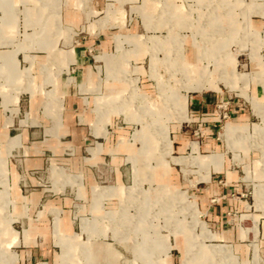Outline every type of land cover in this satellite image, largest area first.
Returning a JSON list of instances; mask_svg holds the SVG:
<instances>
[{
	"label": "crops",
	"instance_id": "0c3cea01",
	"mask_svg": "<svg viewBox=\"0 0 264 264\" xmlns=\"http://www.w3.org/2000/svg\"><path fill=\"white\" fill-rule=\"evenodd\" d=\"M59 2V22L50 14L51 10L44 12L46 23L53 29L51 39L45 45H36L37 49L47 52L30 54L26 47L20 46L15 57L17 76L9 80L4 78L6 63L0 58V143L3 148L10 137L16 138L17 145L6 159V168L14 223H20L21 228L18 231L14 223L11 225L17 233L8 221L0 220V264H124L125 260L130 261L127 264H135L133 253L132 259L127 258L112 233L116 228L115 219L123 218L131 221L130 229L137 226L140 231L119 234L126 241L134 242L137 238L146 243L147 252L138 253L141 264H235V259L237 264H264V202L255 200L257 184L251 192L245 182L250 176L264 178V153L257 148L261 143L251 136L256 128L262 127L259 129L264 131V46L254 44L248 51L239 47L237 53H231L229 44L222 43L210 52L213 63L221 60L226 51L236 54V71L237 65L242 66L241 61H245L246 73L242 74L250 76L245 95L240 82H236L235 88L219 83L212 90H208L212 85L205 82L206 87H211L188 93L187 120L170 126L173 152L177 156L200 155L209 163V179L203 180V171L196 167L202 174L195 171L199 180L190 190L197 202L200 220L203 218L211 233L206 235L210 240L201 248L189 233L170 235L166 224L158 227L159 223L154 220L158 216L154 217L156 212L150 211L153 207L148 200L127 206L131 202L124 201L117 188L128 187L117 159L119 155L133 153L134 146L129 150L120 149L124 137L117 147H104L102 143L111 127L118 126L119 114H111L107 125L96 127L97 105L107 99L123 100L122 93L115 89V80L124 81L123 76L131 78L135 73L151 76V49L156 56V72L165 76L161 70L167 60L172 61L176 43L169 46L166 40L156 36L158 43L149 44L150 30L145 21L156 11L160 16L162 9L165 11L163 3L160 6L153 0ZM126 2L134 5L127 9ZM181 7L173 4L174 11ZM58 24L61 31L55 36ZM250 25L259 33L260 41L263 40L264 18L253 16ZM10 33L3 31V39L10 37ZM194 44H183L184 61L198 67L202 65L201 45ZM9 47L12 49L0 55L17 50L15 46ZM27 70L33 77L30 86L23 77ZM260 74L261 78H257ZM144 82L145 79V88ZM16 88L22 92L18 94ZM143 94L149 98L148 93ZM105 96L109 97L101 98ZM223 105L227 108L226 119L220 109ZM228 125L235 127L239 134L236 140L230 141L231 145L224 135ZM141 138L146 142V134ZM99 144L101 151L97 152ZM118 148L120 151H113ZM51 157L73 168L74 173L69 175L79 177L81 184L67 185L64 189L57 187L58 191L53 186L41 188L35 174L45 170ZM108 159L115 160L110 172L114 182L103 185L101 179L108 173L104 162ZM89 162L99 165H89ZM181 173L185 171L179 164L155 165L153 185L171 192L180 191ZM131 174L133 177L134 170ZM103 196L107 198L96 201ZM115 201L121 202L120 207L111 206ZM107 212L113 213L112 220L102 219ZM94 216L101 217L97 227L83 232L82 219L91 220ZM158 237L164 241L155 244Z\"/></svg>",
	"mask_w": 264,
	"mask_h": 264
},
{
	"label": "rangeland",
	"instance_id": "374dc122",
	"mask_svg": "<svg viewBox=\"0 0 264 264\" xmlns=\"http://www.w3.org/2000/svg\"><path fill=\"white\" fill-rule=\"evenodd\" d=\"M153 2L160 6L163 3L165 11L163 12L162 9L160 16L157 15L156 11L155 15L149 16L148 19L145 18L147 27L150 30L148 42L152 46L156 45L158 43L156 36H160L162 40H166L169 46H173L175 42L176 48L174 56L171 58L172 61L167 60L165 62L167 64L161 70V74L165 76H159L155 69L156 56L152 54L154 49H151V76H140V73H135L136 76H131V78L123 76V80L130 86L124 81L115 80L117 82V88L115 89H118L122 93L123 100H119L118 98L117 101L110 102L107 99L109 96L101 97L103 99L106 98L107 101H104L102 105H97L99 107L97 108L98 120L96 127L107 125L111 114H119L116 116V120L119 123L118 126L111 127L110 134L102 143H104V147H117L121 144L120 138L124 137L127 141L122 139V144L119 146L120 149L129 150V148L131 149L134 146L133 153L130 150L131 154L128 152L127 155H119L117 159L123 169L124 184L128 186L123 188L117 186V188L121 190L119 192L120 197L128 203L131 202L127 206L131 207L133 203L148 200L153 207L150 211L156 212L154 217L158 216L154 219L159 223L158 227L166 224L170 235L189 233L192 241L198 243L199 247L203 248L202 245L210 240L207 236L211 233L205 226L203 218L201 219L202 221L200 220L197 202L194 200L195 197L190 190L191 186L195 185L196 181L199 180L195 175L196 170L199 175L202 174L200 171H203V180L209 179V163L206 161V157H201L200 155L191 158L177 156L173 152V137L171 139V136H173L171 130L173 129L170 126H172V123L180 125L187 120L188 93L194 90H202L206 87L205 82L212 85V87L210 85L207 86L211 87L208 90L215 89L219 83H224L226 86L235 88L236 82H240L242 94L245 95V89L250 82V76L242 74L246 73L245 61H241L242 66L238 67L237 65L238 72L236 71V54H230L226 51L222 54L221 60L213 63L210 58L213 53L210 52L214 51L216 47L221 46L222 43L229 44L231 53H237L236 50L239 47L246 48L245 50L248 51L254 44L264 46V39L260 41L259 33L253 31L250 25V19L253 16L264 18V0H153ZM174 3L182 5L181 10L174 11ZM125 5L129 9V6H133L134 4L126 2ZM49 10H51L50 14L55 17V21L59 22V0H0V52L12 49L9 45L15 46L14 48L17 49L12 54L0 55V58L6 63V74L3 77L7 80L17 76L14 73L17 65L15 57L16 53L20 51L18 49L20 46L26 47V50H29L30 54L47 52L45 49H37L39 47H36V45H45L47 40L51 39L50 32L52 33L51 30L53 29H51L52 26L46 23L44 16V12ZM159 23L161 24L160 31L158 30ZM3 31L11 32L10 37L3 39ZM60 31L61 27L58 24L54 35H59ZM2 42L8 45H4ZM130 42H133L135 45L137 44L134 41ZM183 42L185 45L191 43H195L194 46L197 44L201 45L200 60L202 65L195 67L185 63ZM119 44V50L122 51V42ZM242 52L247 54L246 51ZM178 62H181L180 66ZM23 77L27 86H30L33 77L29 73V70L26 71ZM137 78H139V81ZM257 78H261V74ZM143 79L146 81V83L144 82L145 88L143 87ZM50 83L53 82L50 81ZM194 83L195 85H193ZM199 85L202 87L198 88ZM16 90L18 94L22 92L18 88ZM143 92L148 93L149 98H146ZM4 102H6V98H4ZM228 126L224 135L229 142L231 140L234 141L239 136L238 130L235 127ZM259 128L262 129V127ZM259 128L254 129V133L251 136L260 140L261 144H258L257 148L261 149L264 153V131ZM143 133L147 136L146 142H143L141 138ZM102 135L105 136L106 134L103 133ZM139 142L142 144V147ZM131 143L134 145H129ZM16 145V138L13 137L7 140L3 148L0 143V211L2 212V215L0 212V220L8 221L10 226L15 222V217H13V204L9 195L6 159L11 155ZM100 147L101 145L99 144L97 152L101 151ZM140 147L141 149L138 150ZM119 148L113 151H120ZM193 150L196 151V145H193ZM113 156L115 155H111V157ZM52 159L53 157H51V160H48L45 170L35 174V177L38 178V185L41 188L51 189V186H53V189L56 187L55 190L58 191L57 187L64 189L67 185L75 186L81 184L79 177L69 175L74 173L73 168L64 166V161H54ZM113 162L115 163V160L110 161V159L104 162L107 165L108 173L101 179L103 185H111L114 182L110 177L111 169L115 167ZM170 163L179 164L184 168L185 173H181L182 188H180V191L171 192L162 186L153 185L155 165H168ZM262 163L264 168V158ZM87 164L99 165L97 163L93 164V162ZM190 167L193 168L190 169ZM196 167L200 170L199 172ZM133 170L134 176L132 177L131 173ZM260 179L264 180V178ZM260 179L250 176L245 182L249 185L251 192L254 188L253 185L257 184L255 200L260 199L264 202V182L260 183ZM142 187L147 191H143ZM107 188L109 187H100V189ZM95 195L97 197V194ZM98 198H96V201L107 197ZM114 203L111 205L112 207H120L121 202L115 201ZM129 210L131 211V208ZM124 211L125 209L121 212L123 213ZM140 216L141 218L143 217L142 215ZM103 218L112 220L113 213L107 212ZM100 219L101 217L99 216H94L91 220L83 218L82 231H93ZM115 221L113 225L116 228L112 229V233L119 242H117L119 250L129 259L133 258L132 252L134 255L133 263L141 264L142 261L139 259L138 253L141 251L147 252L144 249L146 243L144 244L137 238L134 242L130 240L126 241V237L119 234H131V231L139 232V228L136 226L130 229L131 221L129 219H115ZM13 226L16 230L21 231L20 223H14ZM162 241L164 240L158 237L154 243L160 244ZM165 242L170 247L169 241L166 240ZM200 242L203 243L200 244ZM190 253L192 252L190 251ZM118 256L122 257L121 254H118ZM235 260V264H237V259ZM129 262L125 260L124 264Z\"/></svg>",
	"mask_w": 264,
	"mask_h": 264
},
{
	"label": "built area",
	"instance_id": "2783aa9c",
	"mask_svg": "<svg viewBox=\"0 0 264 264\" xmlns=\"http://www.w3.org/2000/svg\"><path fill=\"white\" fill-rule=\"evenodd\" d=\"M220 109H222L225 113L223 114V118L226 119L227 118V108L223 105V106H220Z\"/></svg>",
	"mask_w": 264,
	"mask_h": 264
},
{
	"label": "bare ground",
	"instance_id": "6f19581e",
	"mask_svg": "<svg viewBox=\"0 0 264 264\" xmlns=\"http://www.w3.org/2000/svg\"><path fill=\"white\" fill-rule=\"evenodd\" d=\"M201 87H202V86H200V85L198 86V88H201ZM229 133H230V132H229Z\"/></svg>",
	"mask_w": 264,
	"mask_h": 264
}]
</instances>
